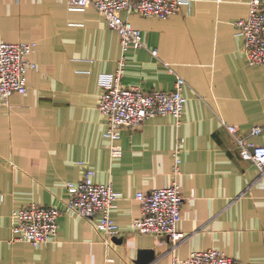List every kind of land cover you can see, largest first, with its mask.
Listing matches in <instances>:
<instances>
[{
    "label": "crops",
    "instance_id": "1",
    "mask_svg": "<svg viewBox=\"0 0 264 264\" xmlns=\"http://www.w3.org/2000/svg\"><path fill=\"white\" fill-rule=\"evenodd\" d=\"M248 2L188 0L166 18L122 11L144 43L126 51L122 86L170 90L180 75L186 100L179 122L165 114L123 127L115 141L121 155L112 157L98 93L118 65L119 34L92 6L0 0V41L36 42L26 92L13 93L9 105L0 99V264H141L148 257L144 264H185L193 250L209 248L264 264V175L240 157L223 126L264 145V64L247 62L236 25ZM254 126L262 127L257 135L249 133ZM180 140L183 237L172 245L135 232L132 222L140 214L136 192L171 183ZM85 166L119 194L111 216L120 233L97 230L99 215L63 213L40 246L10 241L13 210L32 202L62 209L67 183Z\"/></svg>",
    "mask_w": 264,
    "mask_h": 264
},
{
    "label": "built area",
    "instance_id": "2",
    "mask_svg": "<svg viewBox=\"0 0 264 264\" xmlns=\"http://www.w3.org/2000/svg\"><path fill=\"white\" fill-rule=\"evenodd\" d=\"M187 1L67 0L70 9L94 7L104 17L108 27L119 34L121 55L118 65L102 81L98 93V109L107 121L104 136L109 140L112 157L121 155L122 148L115 141L120 137L123 127H134L147 118L165 114L172 115L179 122L186 100L181 92L185 80L180 75H177L174 87L170 90H143L138 86H122L126 51L144 45L140 30L122 16V11L133 10L144 16L166 18L178 12ZM248 4L247 16L236 21L237 33L244 39L243 51L247 62L252 65L264 64V1L249 0ZM35 48V41H0V99L5 105H9V97L13 93L26 92L27 72L35 66L27 56ZM152 52L156 53L155 50ZM223 126L231 135L240 157L252 161L259 168L260 174L264 175V145L247 140L234 124L223 122ZM261 130V126H254L249 133L257 135ZM180 143L181 140L173 150L171 183L149 192H136L140 214L132 222L135 232L166 237L172 245L183 237L178 229L183 202L177 181L181 173ZM94 175V169L85 166L76 183H67L69 197L62 209L34 202L14 209L10 241H27L33 246H40L56 234L57 218L63 213L89 220L99 215L94 224L97 230L106 236L120 233L118 224L111 216L119 194L110 184L95 182ZM182 261L185 264H253L227 256L214 248L193 250ZM176 262L177 259H174V263Z\"/></svg>",
    "mask_w": 264,
    "mask_h": 264
},
{
    "label": "water",
    "instance_id": "3",
    "mask_svg": "<svg viewBox=\"0 0 264 264\" xmlns=\"http://www.w3.org/2000/svg\"><path fill=\"white\" fill-rule=\"evenodd\" d=\"M151 259H152V257H148V258H146V259H143L141 264L147 263V262L150 261Z\"/></svg>",
    "mask_w": 264,
    "mask_h": 264
}]
</instances>
